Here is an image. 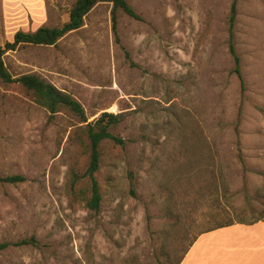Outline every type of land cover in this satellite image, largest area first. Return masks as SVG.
<instances>
[{"label": "rangeland", "instance_id": "1", "mask_svg": "<svg viewBox=\"0 0 264 264\" xmlns=\"http://www.w3.org/2000/svg\"><path fill=\"white\" fill-rule=\"evenodd\" d=\"M23 1L18 21L0 22V46L16 31L61 26L75 0H42L41 17ZM125 1L139 20L118 11L116 35L110 5L99 3L55 46L3 56L14 78L33 74L71 95L86 123L121 114L112 133L123 146L102 145L95 179L103 199L90 215L72 200L87 186L72 184L87 167L82 124L64 111L49 117L25 89L0 82V177L24 179L0 182V243L9 244L0 264H167L162 244L176 240L164 241V203L169 192L178 201L192 176L205 183L210 163L187 171L185 137L203 141L238 216L264 221V0ZM232 3L241 81L228 49Z\"/></svg>", "mask_w": 264, "mask_h": 264}, {"label": "trees", "instance_id": "2", "mask_svg": "<svg viewBox=\"0 0 264 264\" xmlns=\"http://www.w3.org/2000/svg\"><path fill=\"white\" fill-rule=\"evenodd\" d=\"M99 3L110 5L112 31L115 35L118 11L129 18L139 20V17L125 0H75L68 11L67 22L61 26H42L33 32L17 31L11 42H6L3 46H0L1 83L18 84L29 93L36 105L49 114V117L64 111L77 123L82 124L79 127L81 133L80 145L87 156V167L81 177L73 174L72 184L86 179L87 186L78 191H73L72 200L74 203L81 204L90 215L99 213L103 199L95 179V174L99 171L102 163V145L103 143H111L113 146H123V141L112 133L122 121V115L101 113L92 122L86 123L87 119L82 106L71 95L33 74H24L14 78L7 71L3 56L7 52L17 51L21 47L55 46L64 35L77 31L82 26L84 18ZM235 17V3H232L227 20L228 49L233 58L234 73L241 81L239 58L236 56L232 44ZM185 140L187 142L180 146L179 150L189 158L187 171L198 167V164L204 158L210 159V163L207 162L205 169H202V172L207 173L205 183L200 178L192 176L194 177L193 181L190 178L186 179L185 183L180 186L181 192L175 195L179 199L178 201L173 198L174 193L169 192L168 200L164 203L163 215L170 220L163 232L164 241H166V238H170L171 235H174L172 238L176 240L172 241L170 247L165 242L162 244L167 264H180L192 244L202 234L235 224L252 225L261 221L259 219L246 220L238 216L236 208L227 201L230 194L226 190L227 187L224 181L216 173L218 171L212 168L214 166L213 156H209L207 149H203V141L198 136L195 138L185 137ZM196 169L201 172L198 168ZM23 180V177L17 175L0 177V182L10 184L22 182ZM195 185H197L196 188ZM188 202L192 205L191 209L184 207ZM202 206L205 207L204 210L199 209ZM197 210H199L198 215ZM23 243H26V241ZM8 246V243H0V253Z\"/></svg>", "mask_w": 264, "mask_h": 264}, {"label": "crops", "instance_id": "3", "mask_svg": "<svg viewBox=\"0 0 264 264\" xmlns=\"http://www.w3.org/2000/svg\"><path fill=\"white\" fill-rule=\"evenodd\" d=\"M33 16L41 17L45 11L42 0H24ZM22 0H0V22L19 20ZM17 32V31H16ZM15 34V33H14ZM223 234L228 241H199L203 236ZM246 235L251 241H232ZM180 264H264V222L252 225L235 224L202 234L192 244Z\"/></svg>", "mask_w": 264, "mask_h": 264}]
</instances>
